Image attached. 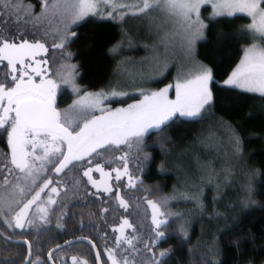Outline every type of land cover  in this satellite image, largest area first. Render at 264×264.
I'll return each instance as SVG.
<instances>
[{
  "label": "trees",
  "instance_id": "1",
  "mask_svg": "<svg viewBox=\"0 0 264 264\" xmlns=\"http://www.w3.org/2000/svg\"><path fill=\"white\" fill-rule=\"evenodd\" d=\"M23 2L32 6L34 15L42 11L41 0ZM208 8L202 9L206 27L204 38L196 45V55L212 69L214 79L219 82L212 86L214 103L200 118L176 116L163 131L150 130L144 136L142 151L138 152L135 145L131 148L122 145L110 151L100 149L99 156L93 154L82 161H73L62 173L49 168L48 177L65 188L48 213V223L34 228H8L0 219V230L6 236L26 239L31 244L30 261L48 264L46 255L51 248L68 239L85 237L96 245L103 264H109L105 251L115 249L114 227L122 217H128L133 227L128 229L127 236L138 237L134 241L140 250L135 255L136 264H152V253L168 250L170 254L163 258L166 264H201L204 257L218 264H264V97L223 86L245 48L258 39H253L246 28L250 24L248 16L210 17ZM0 13H4L0 15V32L10 39L17 37L16 28L20 27L23 39L45 43L52 72L61 63L71 61L76 65V83L84 91L109 92L116 62L111 50L121 32V25L115 20L88 16L70 28L69 33L76 35L67 37L64 49H54L52 44L60 42L53 26L55 21L50 34L45 36L47 24L39 28L32 24L25 26L15 21L14 12L0 8ZM17 41L20 39L16 38ZM62 52L70 53V59ZM4 64H0V77L7 71ZM166 77L155 84L165 83ZM72 99L69 88L60 86L56 96L58 111ZM130 99L105 102L115 107L127 104ZM234 138L239 141L238 150ZM123 152L129 153V174L138 179L135 187L121 188L129 204L127 211L119 208L115 191L96 192L82 175L89 159L93 164L111 168L118 165L112 158ZM138 155L141 159H137ZM143 156L149 159L145 161ZM5 166L13 167L7 136L0 132V169ZM5 175L6 170L0 171V185ZM119 182L113 180V185ZM164 198L169 202L161 206L162 210L173 212L167 226L158 229L165 233V239L153 245L156 228L146 199L160 203ZM174 214H179V218ZM180 228L187 239L180 235ZM26 254L24 244L10 243L0 236V264H22ZM74 256L96 264L94 252L85 242L60 248L52 258L55 264H73ZM156 258L161 259L158 255Z\"/></svg>",
  "mask_w": 264,
  "mask_h": 264
},
{
  "label": "snow or ice",
  "instance_id": "2",
  "mask_svg": "<svg viewBox=\"0 0 264 264\" xmlns=\"http://www.w3.org/2000/svg\"><path fill=\"white\" fill-rule=\"evenodd\" d=\"M101 4L111 8L106 17L101 18L120 21L128 15L148 16L152 12H158L165 18V23L171 25L170 30L164 31L160 37V44L166 51L179 45L189 56L191 55L195 41L201 38L202 29L206 27L200 20L201 6L206 4L212 7L213 16L246 14L252 20V23L246 26L247 30L252 34L253 39L264 43V0H138L135 4L119 3L118 0H43V11L40 15H34L32 6L24 4L23 0H0V8L6 12H14L15 21L18 24L21 22L25 26L32 24L34 28L47 24L45 36L50 34L53 21H56L55 31L60 42L52 44L54 49L66 47L68 26L64 25V34L61 35L59 23L70 20L72 24H76L88 15L95 14ZM123 9H129V11H121ZM3 14L0 13V15ZM16 33L17 37L10 39L0 32V64L6 61L4 67L7 69L0 77V132L7 136V144L11 149L10 164L13 166H5L0 171H7L8 175L2 177L3 184L10 186L12 192L17 193L21 199L4 200L3 203L7 207V212L10 213L14 210L13 205L18 206L25 196L31 194V198L27 199L19 211H15L14 216L10 218L4 214V209L0 208V219H3L8 228L22 229L26 224L34 225L35 220L29 218V209L33 205H36L39 220L42 223H48L49 209L43 205L56 204L52 194L59 195V189L51 187L47 193V200L41 201V194L53 183L51 179H48L42 185H37L41 173L48 170L45 168V163L53 165L55 172L59 174L73 161H82L93 154L99 156L101 154L99 149L110 151L119 149L122 145L128 148L135 145L138 152L142 151L144 136L150 130L163 131L164 126L176 116L200 118L214 103L212 86L219 82L214 79L211 68L197 65L196 74L192 78L178 79L174 84H169L147 95H144L141 90L143 99L129 104L126 108L112 110L103 107V104L110 97L124 96L128 93L112 91L109 95L99 91L80 95L69 110L83 113L85 117L94 111H99L101 114L92 115L91 119L85 118L82 126L77 123L76 127L79 131L70 130L65 126L69 123V110H65L62 114L56 107L58 85L55 80L45 78L47 69L41 67L42 64L46 65L47 61L36 60L37 55L46 53L48 49L38 40L30 43L27 39H23L24 33L21 32L20 27L16 28ZM71 35L74 37L76 33ZM16 38L20 39L19 43L15 42ZM111 51L116 53L119 48L114 47ZM61 54L70 59V53L62 52ZM29 61H34L35 66ZM75 67L71 64L62 65L63 71L56 75L60 77L61 83L72 84V90L79 93L80 89L74 85ZM124 71L128 72L127 69ZM128 75L134 74L128 72ZM37 77L39 83L36 82ZM223 86L258 93L264 97V46L253 43L246 48L240 62L223 81ZM170 90H174L175 99L169 98ZM233 143L237 145L238 150V139L234 138ZM38 150L40 154H37ZM128 155L129 153L125 152L118 157L123 162V171L119 168L112 171L116 173L117 181L121 180L122 176H126L128 187H135L137 180L129 174ZM137 159L141 157L138 155ZM142 159L146 161L149 157L143 156ZM87 162L92 164L91 159ZM17 171L19 174H16ZM93 171L100 172L104 177H111V173L105 172L99 163L94 168L89 167L83 175L88 177V181L94 187H98V182L92 178ZM9 176L13 177L11 182ZM36 186L38 190H35ZM104 191L112 192V188L106 185ZM114 195L119 201V207L127 210V202L118 193ZM147 203L153 210L152 223L156 228V239L151 243L155 245L165 239V233L158 229L167 226L169 222L158 217L166 215L161 211V206L168 203V198H164L160 203L152 200H148ZM104 211L108 210L104 209ZM174 215L179 218V214ZM58 227L62 226L58 225ZM125 227L133 226L128 220H124L120 228L121 235L116 238L115 249L107 250L112 264H136L135 255L140 250L136 248L134 241L138 237L127 238L123 232ZM179 233L187 239L183 228L179 229ZM5 239L11 238L5 237ZM24 243L28 244L30 255L31 244L27 241ZM123 244L127 247H122ZM145 247L149 252L152 251L147 244ZM117 250H119L120 259H117ZM170 252L171 250L158 254L152 253V264H166L163 258ZM100 255V252L96 253L98 260ZM157 255L161 259H157ZM51 258L50 252L49 259ZM72 262L88 264L87 260H81L75 256L72 257ZM26 264H38V262L27 261ZM201 264H218V261L204 257Z\"/></svg>",
  "mask_w": 264,
  "mask_h": 264
},
{
  "label": "rangeland",
  "instance_id": "3",
  "mask_svg": "<svg viewBox=\"0 0 264 264\" xmlns=\"http://www.w3.org/2000/svg\"><path fill=\"white\" fill-rule=\"evenodd\" d=\"M119 3H124V4H135L138 2V0H118ZM204 6H208L209 11H208V16L210 17H216L213 16V9L210 5H202L200 9V20L203 22L204 25H206V20H204L203 14H202V9ZM41 7L43 11V0H41ZM41 11V12H42ZM111 11V8L106 7L105 5L101 4L99 8L97 9V12L95 14H90L88 16H93L97 18L101 17H106L107 12ZM121 11H129V9H123ZM39 13V15L41 14ZM236 14H243L244 13H236ZM87 16V17H88ZM223 16H229V15H223ZM233 16V15H231ZM247 16V15H246ZM86 18V17H85ZM250 18V17H249ZM107 19V18H104ZM81 21V20H80ZM78 21V22H80ZM119 25H121V32L118 40L112 47H118L119 51L116 53H113L116 62L113 70V77L111 79V84L109 88V92L106 94H109L112 91L116 92H123V93H128V95L124 96H117V97H110L109 99L105 101H110L113 99H118V98H131L129 102L125 105H116L115 107L109 106L106 102H104L103 107L115 110L116 108H126L129 104H134L137 103L139 100L143 99V95H141V90L143 91L144 95L149 94L152 91H158L161 88H164L168 86L169 84H174L178 79H188L192 78L196 74V66L197 65H204L208 67L206 64H204L196 55V45L197 43L204 38V33H205V27L202 29V36L201 38L197 39L192 47L191 55L189 56L188 53L181 48L179 45H177L174 48H169L167 51L165 50L164 46L160 44V37L163 35L164 31H168L171 28L170 24L165 23V18L160 15L158 12H152L148 16H132L128 15L124 18L123 21L120 20H115ZM77 22V23H78ZM76 23V24H77ZM250 23H252V20L250 18ZM67 24V33L66 36H70L71 34L69 33V30L72 26L75 24H72L70 20H65L63 23H59V28L61 29V35L64 34L63 29L64 25ZM55 28L57 27V22L55 21V24L53 25ZM162 26V27H161ZM67 40V39H66ZM20 41H17L19 43ZM34 42V41H29ZM41 42V41H39ZM43 43V42H41ZM253 43L256 44H261V46H264L260 40H254L252 43H250L246 48L250 47ZM45 44V43H44ZM47 48V46L45 45ZM245 48V49H246ZM47 53V52H46ZM46 53H40L37 55L36 60L40 61H47L46 58ZM244 55V52L242 56L239 58L238 62L235 64V66L240 62ZM6 62V61H5ZM29 63H32L33 66H35L34 61H29ZM65 64H71L75 65L71 61H66L61 63V65L54 70L53 72L49 68V64H42L41 67L47 69L45 78L46 79H53L56 81L58 85L57 92L59 90V87L62 85H65L61 83L60 77L56 75V73L62 72V65ZM76 66V65H75ZM119 66V70H118ZM233 67V69L235 68ZM124 69H127L128 72L133 73L134 75L129 76L128 72L124 71ZM232 69V70H233ZM171 73L170 76H167V73ZM163 73V75H161ZM231 73V72H230ZM76 67H75V76H74V85L75 87L80 89L79 93H76L72 90L73 85L68 84L65 85L69 88L70 92L73 95V99L71 103L66 107L61 109V113L63 114L65 110H69L70 106L73 104L75 100L79 98L80 95H83L85 93H89L90 91H84L82 87L77 85L76 83ZM163 77L167 78V81L159 86L155 84L158 80L162 79ZM36 82L39 83V78H36ZM238 89V88H237ZM241 90V89H239ZM93 93V92H92ZM258 94V93H255ZM57 96V93H56ZM134 97V98H132ZM169 98L170 99H175V92L174 90L169 91ZM101 113L99 111H94L91 112L89 115L86 117L84 116L83 113H79L76 110H69L68 111V122L66 123L65 126L69 127L70 130H75L79 131V128L76 127V124L79 123L81 126L83 125V121L85 118L91 119L92 115H100ZM179 117V116H178ZM185 118V117H181ZM63 122V121H62ZM100 150V149H99ZM37 154H40L39 150L37 151ZM123 153L116 155L115 157L112 158L113 161H115L118 165L111 167V168H106L103 164L101 166L103 167L105 172H110L111 177H104L100 172L93 171L91 173L93 180H96L98 182V187H94L89 181L88 177L84 176L83 173L86 171L89 167L94 168L95 165L97 164H89L85 169L82 170V175L86 178L87 183L93 188L94 191L96 192H104L105 194H109L110 192H105L104 187L110 186L112 188V192L116 191L117 188L121 190L125 188H131L128 187V178L126 176H122L121 180L117 181L115 179L116 173L113 172V169L119 168L121 171H123V162H121L118 157L123 155ZM9 156L11 157V149L9 147ZM61 158V157H60ZM89 158V157H86ZM55 159V158H53ZM58 160L56 161L57 164ZM45 168L48 169L47 171L41 173V177L37 182V185H42V183L45 180L51 179L53 181L52 177H48L49 173V168H53V165L45 163ZM19 174V173H17ZM22 175V174H21ZM59 179V178H58ZM135 180H138L137 178H134ZM10 182L13 180V177H9ZM113 180L116 182H119L120 184H117L116 186L113 185ZM51 187H57L59 189V193L65 188L64 185L60 184L57 181H53V183L49 186L48 189H45V192L41 194V201H46L47 200V193L50 191ZM35 190H38V186L35 187ZM122 191V190H121ZM34 194V192L32 193ZM56 194H52V198L56 201L57 199ZM31 198V194L25 196L22 199V202L17 206L13 205V211L12 212H7V207L4 205L3 201L4 200H14V199H21L17 193H13L11 190V187L8 185H0V208L4 209V214L7 215L9 218L11 216H14L15 211H19V208L23 206V203L27 202V199ZM148 200L155 201L159 203L157 200L153 199H146V202ZM169 202V201H168ZM168 205V203H167ZM47 207L50 211L51 207L53 205H43ZM147 207L149 210V215L150 219L152 222V208L150 205L147 203ZM48 211V213H49ZM162 212H168L169 214L166 213L165 216L158 217V219L161 220H168L169 215L173 212L172 210L164 209ZM175 212V211H174ZM176 213V212H175ZM29 218L35 220L34 225H25V228L29 227H38L42 225L43 223L39 220V214L36 211V205H33L32 208L29 209ZM124 220H128V222L131 224L130 220L128 217H122L120 219V222L114 227L116 230V238L121 235L120 228ZM153 224V223H152ZM155 227V225L153 224ZM130 228L125 227L123 229L124 235L128 238L127 236V231ZM109 250V249H108ZM105 255L107 260L109 261V264H112V261L108 258L107 251H105Z\"/></svg>",
  "mask_w": 264,
  "mask_h": 264
},
{
  "label": "water",
  "instance_id": "4",
  "mask_svg": "<svg viewBox=\"0 0 264 264\" xmlns=\"http://www.w3.org/2000/svg\"><path fill=\"white\" fill-rule=\"evenodd\" d=\"M57 110H58V109H57ZM64 151H65V152L67 151L66 147L64 148ZM60 159H62V157H61ZM57 166H58V162H57ZM68 167H69V166H68ZM66 169H67V168H66ZM66 169H64V171H65ZM64 171H62V172H64ZM62 172H60V173H62ZM115 193H118L119 196L122 197V198L126 201V199L122 196V194H121V190H120L119 188L116 189ZM115 197H116V196H115ZM116 201H117V203H118V205H119V201H118L117 199H116ZM126 202H127V201H126ZM127 204H128V202H127ZM119 208L122 209L123 211H127V210H125V209H123V208H121V207H119ZM128 208H129V204H128ZM128 208H127V209H128ZM0 233H3V232L0 230ZM0 236L3 237L4 239H5V237H8V236H6L4 233H3V235H0ZM5 240H6V239H5ZM7 241L10 242V243H15V244H24V245L26 246V248H27V254H26L25 260H24V262H23L22 264H26L27 261H30V259H31V254L29 255L28 244L24 243V241H27L26 239H14V238H11L10 240H7ZM69 241H71V243H67V242H69ZM27 242H28V241H27ZM75 242H85V243L89 244V245L91 246L93 252H94V257H95L96 264H103L102 259H101V256H100L99 260H98L97 257H96V253L99 252L98 248L96 247V245L93 243L92 240H90V239H88V238H85V237H77V238L68 239V240H66V241H64V242H62V243H60V244H57V245L54 246L53 248H51V249L49 250V252L47 253V255H46V259H47L48 264H55L54 261H53V258L49 259V253H50V252H51L52 255H53V253H54L55 251H57L58 249L63 248V247H65V246H67V245H69V244H72V243H75ZM93 245H94L95 247H93ZM58 246H61V247L58 248ZM53 250H55V251H53Z\"/></svg>",
  "mask_w": 264,
  "mask_h": 264
}]
</instances>
